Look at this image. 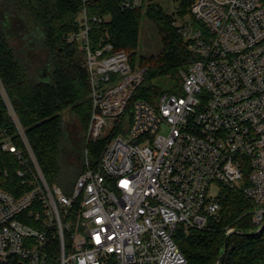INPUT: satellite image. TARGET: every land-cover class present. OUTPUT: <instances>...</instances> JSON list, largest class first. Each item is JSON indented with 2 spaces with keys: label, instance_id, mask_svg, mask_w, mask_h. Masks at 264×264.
<instances>
[{
  "label": "built area",
  "instance_id": "2783aa9c",
  "mask_svg": "<svg viewBox=\"0 0 264 264\" xmlns=\"http://www.w3.org/2000/svg\"><path fill=\"white\" fill-rule=\"evenodd\" d=\"M146 4L117 0L121 12ZM187 18L172 22L192 56L179 93L152 105L136 97L146 70L108 41L110 16L78 14L66 41L85 54L86 140L108 141L95 163L83 151L65 193L13 116L21 147L1 132V149L28 189H0V264H187L175 237L204 229L225 189L243 191L254 234L264 230V0H193Z\"/></svg>",
  "mask_w": 264,
  "mask_h": 264
},
{
  "label": "trees",
  "instance_id": "16d2710c",
  "mask_svg": "<svg viewBox=\"0 0 264 264\" xmlns=\"http://www.w3.org/2000/svg\"><path fill=\"white\" fill-rule=\"evenodd\" d=\"M159 1L147 0L140 10L121 12L117 0H87L85 5L81 0H0V189L16 196L28 189L17 176L20 163L16 156L1 149V132L21 147L13 116L48 184L58 185L65 193L85 170L80 163L83 151L88 150L95 163L108 141L86 140L92 101L85 54L78 44L66 41L68 34L77 31V17L83 8L90 16H110L108 41L114 50L128 53L133 66L146 70L138 99L154 105L164 94L153 84L160 77L176 84L168 94L179 93L182 73L192 56L172 22L190 16L193 0H178L173 14L166 13ZM143 14L156 26L161 51L137 58ZM101 34L103 28L93 25V39ZM19 37L23 44L18 50L11 42ZM41 51L46 54L43 59ZM64 111L73 115L83 130L74 150L79 161L73 166L65 164L61 152ZM253 208L241 189H225L219 210L209 217L204 229H182L175 237L187 264H264V230L254 234ZM229 229L232 232L227 234Z\"/></svg>",
  "mask_w": 264,
  "mask_h": 264
},
{
  "label": "rangeland",
  "instance_id": "374dc122",
  "mask_svg": "<svg viewBox=\"0 0 264 264\" xmlns=\"http://www.w3.org/2000/svg\"><path fill=\"white\" fill-rule=\"evenodd\" d=\"M159 3L162 6L163 10L168 14L175 13L178 7V0H160ZM144 11L145 10H143L142 12L144 13ZM185 20L189 21L190 19L186 17ZM21 40L22 39L19 37V38H15L13 42H11L14 48L16 47L18 50L21 49V46L23 44ZM160 51H161V41L156 26L151 21H149L143 14L140 24L138 47L136 49L137 58L140 56H144V57L156 56ZM40 53H41L40 56H42L41 59H43V56L46 57V54H44L43 51H41ZM153 84L160 86L164 91V94H167L168 90L172 89L173 86L174 87L176 86L175 82L173 83L167 77H160L154 80ZM63 129L65 136L62 141V147H63V149L61 150L62 156L64 157L63 159L65 164H69V166H73L75 165V162L76 164H78L77 162L79 161V153L74 150L75 147H79L80 140H82L83 130L80 128L77 119L73 115H71L68 111L63 112ZM79 168L78 170L80 171ZM218 192H219L218 187L215 184L212 185L210 189V193H212L213 195H217Z\"/></svg>",
  "mask_w": 264,
  "mask_h": 264
},
{
  "label": "snow or ice",
  "instance_id": "6c2138e0",
  "mask_svg": "<svg viewBox=\"0 0 264 264\" xmlns=\"http://www.w3.org/2000/svg\"><path fill=\"white\" fill-rule=\"evenodd\" d=\"M97 240L99 241V237H97Z\"/></svg>",
  "mask_w": 264,
  "mask_h": 264
}]
</instances>
